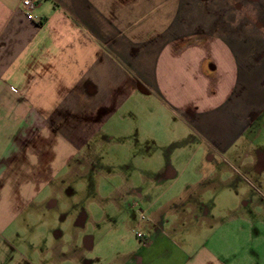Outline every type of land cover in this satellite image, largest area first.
Listing matches in <instances>:
<instances>
[{"label":"crops","instance_id":"1","mask_svg":"<svg viewBox=\"0 0 264 264\" xmlns=\"http://www.w3.org/2000/svg\"><path fill=\"white\" fill-rule=\"evenodd\" d=\"M251 1L254 30L240 0H38L35 20L0 0V264H264V0ZM114 147L137 156V181L105 185L147 218L140 245L96 261L90 234L30 236L63 178Z\"/></svg>","mask_w":264,"mask_h":264},{"label":"rangeland","instance_id":"2","mask_svg":"<svg viewBox=\"0 0 264 264\" xmlns=\"http://www.w3.org/2000/svg\"><path fill=\"white\" fill-rule=\"evenodd\" d=\"M253 2L251 0L250 3L246 0H240L239 2V23L241 25L249 13L250 30H254V19L258 16V7ZM162 141L159 145V155L153 156L157 165L166 162L170 158L167 153L169 145L167 147V142L162 143ZM191 146L192 149L196 148L193 140ZM95 158L100 159L88 172L63 178V190L57 197V205L54 207L48 205L42 210L48 212L46 220L36 217L32 221H28V229L31 230L28 234L31 233L30 236L37 240V235L39 232L41 234V230L44 228L61 229L64 231L63 241L68 244H75L77 237L80 246L83 243L85 244L86 235L90 234L92 235L90 237L94 239L95 247L93 252L87 255L86 260L118 259V254L126 257L131 250L140 245L139 242L142 239L138 238L136 233H144L147 228V218L142 219L136 212L133 205L135 203L134 199L127 201V203H120V208H118V205L110 203L109 199L111 198H109V195L111 193L109 192L111 189L105 184L112 181L115 184L129 187L131 180L137 181L139 175L136 171L139 169L137 168V156L133 154L120 156L118 147H114L108 152L107 156ZM105 159H113L116 163L123 164L121 167L115 166V168L120 167V169L109 171V169L113 170L114 167H106L103 162ZM139 208L146 209V205H139ZM168 216V214L162 215L161 220H159L160 227L171 230L175 234L172 238L183 244V242H186L187 237L186 233L183 234L185 231L182 228L181 221L177 220L176 217L169 219ZM194 238H196L195 243H198L200 237L195 235ZM12 255L16 259L19 256L15 252ZM48 259L51 260L50 262L53 261L51 257H48Z\"/></svg>","mask_w":264,"mask_h":264},{"label":"built area","instance_id":"3","mask_svg":"<svg viewBox=\"0 0 264 264\" xmlns=\"http://www.w3.org/2000/svg\"><path fill=\"white\" fill-rule=\"evenodd\" d=\"M37 2L38 0H20L21 9L29 20L36 19V15L34 14V11L37 7ZM136 235L139 238L143 236L142 233L140 232L136 233Z\"/></svg>","mask_w":264,"mask_h":264}]
</instances>
